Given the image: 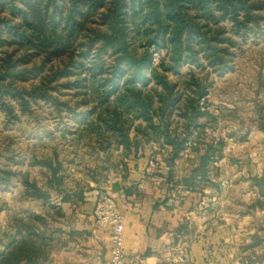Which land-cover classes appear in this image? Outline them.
<instances>
[{
    "label": "trees",
    "instance_id": "obj_1",
    "mask_svg": "<svg viewBox=\"0 0 264 264\" xmlns=\"http://www.w3.org/2000/svg\"><path fill=\"white\" fill-rule=\"evenodd\" d=\"M263 32L264 0H0V108L19 119L15 105L27 112L44 102L59 119L69 114L62 133L83 145L94 134L101 149L126 156L141 136L171 145L176 157L194 132L201 137V118L216 119L204 106L208 74L200 73H228L242 42ZM63 88L73 103L62 101ZM174 118L183 119L181 133ZM243 126L264 131V103ZM224 145H208L203 169ZM3 173L7 184L11 173ZM75 194L82 199V190ZM43 225L36 213L13 215L0 230V264H39Z\"/></svg>",
    "mask_w": 264,
    "mask_h": 264
},
{
    "label": "crops",
    "instance_id": "obj_2",
    "mask_svg": "<svg viewBox=\"0 0 264 264\" xmlns=\"http://www.w3.org/2000/svg\"><path fill=\"white\" fill-rule=\"evenodd\" d=\"M174 120L181 133L183 119ZM201 122L206 123L201 137L194 132L176 157L171 145L141 136L138 150L125 156L120 148L112 155L99 147L94 134L86 139L91 146L63 134L65 123L55 131L62 145L52 152L21 156L9 145L4 155L1 145L0 230L15 214L36 213L47 222L41 227L47 246L39 264H105L110 236L98 227L93 211L110 195L124 218L125 264H264V196L258 186L264 180V133L246 129L237 139L232 129L229 137L243 149H223L222 157L203 169L208 145L225 139V132L217 117ZM49 134L30 138L43 145ZM3 171L11 173L7 184ZM80 190L82 199L75 194ZM4 243L0 235V250Z\"/></svg>",
    "mask_w": 264,
    "mask_h": 264
},
{
    "label": "rangeland",
    "instance_id": "obj_3",
    "mask_svg": "<svg viewBox=\"0 0 264 264\" xmlns=\"http://www.w3.org/2000/svg\"><path fill=\"white\" fill-rule=\"evenodd\" d=\"M206 74H208L207 78L211 86L206 98L208 102L204 106L218 118V123L225 132L223 149L226 153L233 150L239 151L243 149V146L240 148V145H235L232 140L234 137H229L232 129H237V139H240L247 129L243 126V122L253 117L258 104L264 103V85H261V83H264V32L259 36L250 35L247 40L242 42L237 50V56L231 71L224 75H218L212 71L202 72L200 76L203 77ZM34 81L25 83V86L35 83ZM59 95L62 101L69 103L75 101L71 90L63 88L59 91ZM86 110L88 108H82L81 111ZM15 113L21 118L20 121L18 119H8L0 108V146L2 145V154H9H6L9 145L21 156L31 153L32 150L37 151V153L42 150L49 153L52 152L53 148L62 145L63 140L60 133H55V131L56 128L62 127L64 123L69 121L65 118L69 114L63 112L64 118L58 119L53 107L44 102L32 105L30 111L27 112H22L21 108L15 105ZM73 122L68 123L74 125ZM47 131L52 136L49 134V140L45 141L43 145L37 143L36 138H30L31 134L40 135V133H46ZM261 131L264 133L263 130ZM238 142L242 141L238 140ZM9 169L12 170L11 166ZM258 195V190L252 193L254 197Z\"/></svg>",
    "mask_w": 264,
    "mask_h": 264
},
{
    "label": "built area",
    "instance_id": "obj_4",
    "mask_svg": "<svg viewBox=\"0 0 264 264\" xmlns=\"http://www.w3.org/2000/svg\"><path fill=\"white\" fill-rule=\"evenodd\" d=\"M158 63L159 56L156 54L153 64ZM150 164L153 162L151 161ZM93 215L98 227L107 230L110 236V257L105 264H125L124 218L115 199L110 195L99 199L94 207Z\"/></svg>",
    "mask_w": 264,
    "mask_h": 264
},
{
    "label": "water",
    "instance_id": "obj_5",
    "mask_svg": "<svg viewBox=\"0 0 264 264\" xmlns=\"http://www.w3.org/2000/svg\"><path fill=\"white\" fill-rule=\"evenodd\" d=\"M258 186H259L261 195L264 196V180L263 179L258 180ZM113 189L117 190V191L120 190L119 184H117V183L114 184Z\"/></svg>",
    "mask_w": 264,
    "mask_h": 264
}]
</instances>
